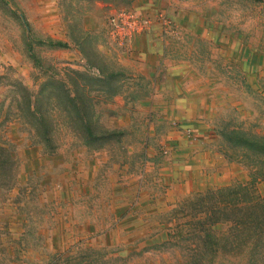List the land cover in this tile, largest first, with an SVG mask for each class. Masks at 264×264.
Wrapping results in <instances>:
<instances>
[{"label": "rangeland", "instance_id": "1", "mask_svg": "<svg viewBox=\"0 0 264 264\" xmlns=\"http://www.w3.org/2000/svg\"><path fill=\"white\" fill-rule=\"evenodd\" d=\"M122 9L150 29L118 45L107 20ZM85 36L123 72L109 100L91 93L97 130L118 135L84 144L54 105L44 148L14 103L17 85L82 70ZM174 92L196 95L198 111ZM224 126L264 135V0H0V264H264L251 224L220 221L203 235L217 190L245 184L239 202L264 197Z\"/></svg>", "mask_w": 264, "mask_h": 264}, {"label": "trees", "instance_id": "2", "mask_svg": "<svg viewBox=\"0 0 264 264\" xmlns=\"http://www.w3.org/2000/svg\"><path fill=\"white\" fill-rule=\"evenodd\" d=\"M72 39L75 38L72 36ZM52 44L59 47L67 45L63 41H54ZM90 46V39L85 36L79 45L80 52L85 59L82 70L69 68L68 73H65L66 78L48 77L39 83L36 90H29L20 83L17 85V94L20 99L13 98L14 103L22 117L30 123V127L44 148H54L52 145L53 114L50 112L54 105L62 107L66 125L80 136L84 144L108 140L118 135L113 130H97L98 125L94 119L95 103L98 98L109 100L110 97L118 93L124 83V75L121 70L113 69V66L104 62L96 52L91 50ZM33 58L34 62L38 63L34 56ZM92 69L96 72H93ZM92 92H95L94 94L98 98L91 94ZM52 103L53 106H51ZM220 135L232 147L247 155L252 181L254 179L264 180V135L248 133L226 126L222 128ZM246 188L245 184H237L235 188L217 190L215 202H212L211 207H206L209 209L203 210L205 216L210 218L208 222L201 223L202 229H204L203 235L208 239L211 236L210 227L220 221H234L237 225L248 223L253 228L251 234H246L247 237H252V252L258 250L264 252L262 234L255 232V229L264 226V197H251L247 202H239L235 194ZM226 195L234 197L223 199L222 196ZM205 197L210 199L213 194L208 191L203 198Z\"/></svg>", "mask_w": 264, "mask_h": 264}, {"label": "built area", "instance_id": "3", "mask_svg": "<svg viewBox=\"0 0 264 264\" xmlns=\"http://www.w3.org/2000/svg\"><path fill=\"white\" fill-rule=\"evenodd\" d=\"M110 37L118 45H124L136 34H144L150 29L149 18L130 10H117L108 17Z\"/></svg>", "mask_w": 264, "mask_h": 264}, {"label": "crops", "instance_id": "4", "mask_svg": "<svg viewBox=\"0 0 264 264\" xmlns=\"http://www.w3.org/2000/svg\"><path fill=\"white\" fill-rule=\"evenodd\" d=\"M134 39V38H133ZM135 40V41H134ZM133 40V43H132V48H133V50L135 51L134 53H133V55L131 56L132 58H134L136 55H137V51H138V49H140V48H138V46H137V44H136V42L138 41V40H140V38H137V39H134ZM126 59L124 58V61H125ZM132 60H134V59H132ZM120 61V60H119ZM134 62V61H133ZM145 63H146V67L147 66H149L150 64H151V61L150 62H146V61H144ZM125 64L124 65H128V64H126L127 62H124ZM130 65H132L131 63H130ZM133 65H134V63H133ZM137 65L139 66L140 64L139 63H137ZM177 73H174V75H176ZM180 93V91L178 92V94ZM196 95H191V94H187V95H182V96H180V95H177L176 94V92H174L172 95H171V100H172V102L173 103H176V105L178 106V107H183V108H185L186 109V113H188V114H195L197 111H198V105H197V101H198V99H196ZM182 100V101H181ZM183 102V103H181V102ZM180 104H179V103ZM201 132V130H197V132L196 133H200ZM201 134V133H200ZM201 137V136H200Z\"/></svg>", "mask_w": 264, "mask_h": 264}]
</instances>
